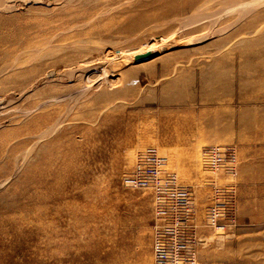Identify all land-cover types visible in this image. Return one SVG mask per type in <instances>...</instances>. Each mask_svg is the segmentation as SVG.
<instances>
[{
	"label": "rangeland",
	"instance_id": "374dc122",
	"mask_svg": "<svg viewBox=\"0 0 264 264\" xmlns=\"http://www.w3.org/2000/svg\"><path fill=\"white\" fill-rule=\"evenodd\" d=\"M0 1V264H150L172 217L128 183L149 150L202 205L200 264H264V230L208 224L242 184L261 206L264 186L249 179L264 174V43L243 46L258 37L225 27L234 17L213 22L230 3L194 22L207 0ZM254 15L264 22L263 2ZM211 146L232 147L235 169L210 171Z\"/></svg>",
	"mask_w": 264,
	"mask_h": 264
},
{
	"label": "built area",
	"instance_id": "2783aa9c",
	"mask_svg": "<svg viewBox=\"0 0 264 264\" xmlns=\"http://www.w3.org/2000/svg\"><path fill=\"white\" fill-rule=\"evenodd\" d=\"M206 156L207 167L212 172L222 166L235 169L236 155L232 147L211 146L206 149ZM164 165L165 158L156 150H149L139 156L128 179V183L137 188L153 187L158 215L169 214L172 217L168 225L158 226L155 230L150 264H200L197 249L200 238L189 224L195 211L193 191L179 185L175 174L162 175ZM227 192L216 189V199L223 198ZM217 207L209 211V225L219 223Z\"/></svg>",
	"mask_w": 264,
	"mask_h": 264
},
{
	"label": "bare ground",
	"instance_id": "6f19581e",
	"mask_svg": "<svg viewBox=\"0 0 264 264\" xmlns=\"http://www.w3.org/2000/svg\"><path fill=\"white\" fill-rule=\"evenodd\" d=\"M7 1V0H6ZM6 1H5V3H6ZM15 1V0H14ZM20 1V0H19ZM24 1V0H23ZM37 0H33L32 1V3L34 2H36ZM56 1V0H55ZM67 1V0H66ZM69 1V0H68ZM188 2H187V4L188 3H190V1H192V0H187ZM193 1H202V0H193ZM216 1H220V2H223L224 4L226 3H230L231 5L230 6H232V7H228V8H223L222 9V11H221V13L219 12V14H216V15H213L214 16V20H213V22L215 21V22H217L218 20H220L221 18H229V17H234L233 18V23L231 22V23H229V24H227L225 27H229L230 25L231 26H233L234 27V29H232V30H234V31H236V34L237 33H242V32H248V37H254V36H257L258 38H255V39H253V40H245L244 41V44H243V46H249L250 48H252V47H256V45H263V43H264V22H263V20H261V18L260 17H257V15H254V13H255V11L257 10V8L261 5V3L263 2L264 3V0H249V1H247V2H242V0L241 1H236V0H207L205 3H206V5H202V7H198L197 9H195L194 11H192L191 13H189V20H192V21H194V22H198L199 20H201V19H205V14H201L199 11L200 10H203V8H205V7H207L209 4H211L212 2H216ZM1 2V1H0ZM3 2V1H2ZM27 3V2H26ZM194 3V2H193ZM24 4V3H23ZM58 4V3H57ZM12 5V4H11ZM10 5V6H11ZM0 6H1V4H0ZM7 6V5H6ZM9 6V5H8ZM1 8V7H0ZM181 8H182V6H181V4L180 5H178V7L176 6V7H172V8H170L169 10L168 9H166L165 11H164V14L165 15H175V13H177V11H179V10H181ZM2 9V8H1ZM6 9H9V7L8 8H6ZM205 11H207V10H205ZM217 11V10H216ZM220 11V10H219ZM105 12V11H104ZM143 13V11H138V10H136V11H131V16L132 17H137L138 15H140V14H142ZM211 13V12H210ZM217 13V12H216ZM103 14V13H102ZM208 14V13H207ZM212 15H209V18L208 19H210L211 20V18H212ZM210 16H211V18H210ZM206 19H207V17H206ZM207 19V20H208ZM213 19V18H212ZM230 20H232V18H230ZM209 21V20H208ZM200 22V21H199ZM242 22H243V24H242ZM263 22V23H262ZM212 25H213V23H211ZM211 25V26H212ZM216 25V24H215ZM215 25H214V27H215ZM211 26H209V27H211ZM230 26V27H231ZM213 28V27H212ZM224 29V28H223ZM223 29H221V30H223ZM208 30H209V28H208ZM225 30V29H224ZM223 30V32H225ZM212 31V30H211ZM210 30H209V32H211ZM214 31V30H213ZM216 31H218L217 29H216ZM216 31H214V32H216ZM208 32V31H207ZM219 32V31H218ZM212 33V32H211ZM220 34H222V32L220 31L219 32ZM218 33V35H220ZM214 35H216L217 33H213ZM213 34H209L208 33V35L211 37V35H212V37H213ZM205 35H207V33L205 34ZM208 36V37H209ZM196 42V41H195ZM226 43H227V40H226V42H224V44L226 45ZM160 44V43H159ZM171 44V43H170ZM223 44V45H224ZM173 45V44H172ZM160 47V46H159ZM35 48V47H34ZM33 48V49H34ZM148 51V50H147ZM25 52V51H24ZM30 52V51H29ZM32 52H33V50H32ZM145 52V51H144ZM117 53V52H116ZM141 53V52H140ZM119 54L122 56L121 57V59H128V60H131L133 57H136L135 55H137V53H134V54H128V56L127 57H124V52H122V51H120L119 52ZM139 54V53H138ZM110 55V54H109ZM138 56V55H137ZM36 55H35V53L33 52L30 56H28V58L26 59V60H28L29 61V59H31L32 61H36ZM40 57V56H39ZM112 57H115V55H113ZM111 57V58H112ZM117 58V57H116ZM113 60V59H112ZM122 60V61H123ZM128 60H124V62H127ZM28 61H24L25 63H27ZM116 61V60H115ZM24 62H18L17 61V59L15 58V59H13V61H12V63H16V64H19V65H21L22 66V64L24 63ZM129 63V62H128ZM11 65H13V64H11ZM41 65V64H40ZM19 67V70H18V73L17 72H15L16 74H19V73H22V72H26V70H21V68L22 67ZM110 66V65H109ZM80 68V67H79ZM111 69V68H110ZM99 71V70H98ZM104 71V70H103ZM1 72V71H0ZM55 72V71H54ZM100 72V71H99ZM108 73H113V72H107L106 70L104 71V72H102V74L103 75H107ZM96 75H97V72L95 73ZM102 74H101V76L100 77H103L102 76ZM119 74V73H118ZM53 74L52 73H47V75H46V77L44 78L43 77V79L45 80V79H48V78H50L51 76H52ZM120 75V74H119ZM106 77V76H105ZM104 78V77H103ZM102 78V79H103ZM97 79V78H96ZM96 79H94V80H96ZM93 80V81H94ZM114 80V79H113ZM116 80V79H115ZM114 80V81H115ZM40 81V80H39ZM91 81V80H90ZM97 81V80H96ZM101 81V80H100ZM92 82V81H91ZM118 82H116V84H117ZM88 84V83H87ZM111 84H113V82L111 83ZM90 85V84H89ZM99 85V84H98ZM115 85V84H114ZM113 85V86H114ZM32 86V85H31ZM29 89V88H28ZM0 103H1V101H0Z\"/></svg>",
	"mask_w": 264,
	"mask_h": 264
},
{
	"label": "crops",
	"instance_id": "0c3cea01",
	"mask_svg": "<svg viewBox=\"0 0 264 264\" xmlns=\"http://www.w3.org/2000/svg\"><path fill=\"white\" fill-rule=\"evenodd\" d=\"M244 181H247V177L242 175ZM249 179L251 181L264 182V174H254L250 175ZM246 185H240L239 191H237V196L234 197L233 209L228 211L226 216L218 223V227L224 230H233L238 232V234H244L245 230H264V186H262L263 193L261 196V206L257 202L249 203L245 196ZM236 193V190H235ZM194 195V229L197 232V236H203L202 227L200 226V215H201V203L198 201L196 193L193 191ZM209 200V198H208ZM207 234V233H206Z\"/></svg>",
	"mask_w": 264,
	"mask_h": 264
},
{
	"label": "water",
	"instance_id": "95a60500",
	"mask_svg": "<svg viewBox=\"0 0 264 264\" xmlns=\"http://www.w3.org/2000/svg\"><path fill=\"white\" fill-rule=\"evenodd\" d=\"M164 48H162V50H163Z\"/></svg>",
	"mask_w": 264,
	"mask_h": 264
}]
</instances>
